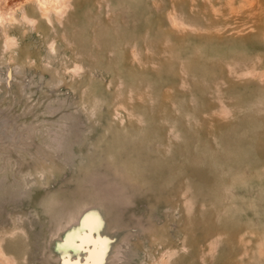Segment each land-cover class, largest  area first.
<instances>
[{
	"label": "rangeland",
	"instance_id": "obj_1",
	"mask_svg": "<svg viewBox=\"0 0 264 264\" xmlns=\"http://www.w3.org/2000/svg\"><path fill=\"white\" fill-rule=\"evenodd\" d=\"M0 15V264H264V0Z\"/></svg>",
	"mask_w": 264,
	"mask_h": 264
},
{
	"label": "bare ground",
	"instance_id": "obj_2",
	"mask_svg": "<svg viewBox=\"0 0 264 264\" xmlns=\"http://www.w3.org/2000/svg\"><path fill=\"white\" fill-rule=\"evenodd\" d=\"M47 10V9H46ZM4 11V10H3ZM1 16V15H0ZM3 18H4V16H3ZM4 23V22H3ZM2 263V262H1ZM3 264V263H2Z\"/></svg>",
	"mask_w": 264,
	"mask_h": 264
}]
</instances>
